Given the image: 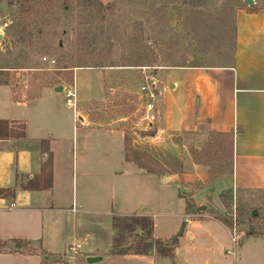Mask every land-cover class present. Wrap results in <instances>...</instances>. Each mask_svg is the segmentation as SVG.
Wrapping results in <instances>:
<instances>
[{
  "label": "crops",
  "instance_id": "0c3cea01",
  "mask_svg": "<svg viewBox=\"0 0 264 264\" xmlns=\"http://www.w3.org/2000/svg\"><path fill=\"white\" fill-rule=\"evenodd\" d=\"M87 69L101 75L95 87L96 97L84 107L76 72ZM137 70L144 81V68ZM165 70L173 72L168 84L171 93L155 72L149 73L157 79L159 89L155 104L159 119L153 126L147 124L145 116L140 118L139 110L124 116L107 111L115 79L99 68H75L71 84L43 87L33 98L19 82L0 83V121L26 124L25 137L0 139V190L17 189L13 201L0 197V264H50V260L66 255L58 250L60 246L67 247V251L80 246L78 264H88V257H102L94 264H253L247 252L250 247L264 249V238L242 239L240 251L233 255L228 251L232 241L229 226L211 215L226 207L221 195L225 182L230 183L229 190L235 198L264 191L263 14L239 12L237 52L231 65L169 66L161 71ZM58 87L64 88L63 93L56 92ZM69 87L76 89L78 121L74 111H66L70 110L66 106ZM85 88L90 92L91 86ZM140 93L141 89L133 93L134 101L140 100ZM168 94L170 100H160ZM134 116L138 120L132 122L130 135L126 124ZM217 134L232 135L233 160L227 178L209 181V168L196 163L193 157H187L185 162L180 157L189 137L208 140ZM126 138L133 146L145 144L157 150L169 145L184 170L170 176L145 173L126 161ZM44 141L53 158V186L50 190H21L23 178L34 179L42 172L47 160ZM121 152L124 173L115 170L114 155ZM115 175L122 176L129 190L118 209L113 205L118 191ZM170 180L175 184L174 192H164L162 196L161 184ZM181 191L188 195L191 192L193 205L200 212L210 209L207 202H211L209 216L191 220ZM11 203L15 207L9 209ZM172 203L180 209L178 216H173L178 222L162 237L153 209H166ZM116 216L152 218L154 239L162 241L176 235L181 223L187 221L185 233L177 241L176 258L161 261L155 254L114 255L116 232L112 222ZM82 247L85 252H81Z\"/></svg>",
  "mask_w": 264,
  "mask_h": 264
},
{
  "label": "rangeland",
  "instance_id": "374dc122",
  "mask_svg": "<svg viewBox=\"0 0 264 264\" xmlns=\"http://www.w3.org/2000/svg\"><path fill=\"white\" fill-rule=\"evenodd\" d=\"M11 1L5 0V13L1 9L0 0V83L19 82L27 95L33 98L39 95L43 87H54L58 83L66 86L65 70L62 69L71 71L94 66L115 79L112 102L106 107L107 111L115 113V116H124L139 110L140 118L145 116L144 106L137 98L134 101L133 96L144 83L140 79L141 71L138 68L146 69L147 74L155 72L157 78L164 82L163 87L171 93L168 84L173 72L161 70L169 66L231 65L237 52L239 12H261L264 16V0H253L255 7H250L245 0H38L44 5L28 13L27 19L16 20L19 6L17 5V9L11 7ZM36 14H41V17L34 18ZM19 23L27 26V29L18 32ZM22 32L26 34L23 38ZM28 33H32V37ZM18 39L27 41L23 43ZM44 59L48 61L45 62ZM21 66L25 69H19ZM100 75L99 71L90 69L76 72L77 90L84 107L96 97L95 87ZM85 86H91V93ZM164 99L170 100L171 96L160 97V100ZM66 111L72 114L73 110ZM137 120V116L131 117L126 124L129 125L127 132L130 135L132 122ZM202 139L197 136L189 137L187 149L180 158L185 162L187 157H202L201 164L210 169L209 181L227 178L231 164L225 159V154L213 158V152L208 151L211 140ZM131 149L150 155L158 163L157 167L168 172L166 175L182 172L185 168L169 145L166 149L157 150L149 145L133 146L131 143ZM121 154L122 152L114 155L115 170L124 173L126 166L121 164ZM113 179L118 186L113 197V205L117 208L129 190L124 185L122 176L115 175ZM161 188L164 190L162 196L164 192L171 194L175 184L170 180V183L161 184ZM229 188L230 183L225 182L221 193L226 203L225 209L218 213L214 210L211 216L229 226L232 241H229L228 251L235 255L241 249L242 239L264 238V191L245 196L240 194L235 198ZM181 194L186 198V207L187 203L192 205L189 216L191 220L209 216L211 202H207L210 209L200 212L202 210L199 211L193 205L191 192L188 195L181 191ZM164 200L163 198L162 201ZM12 204L8 206L9 209ZM110 207L112 206H109V212ZM179 211V207L173 203L166 209H153L156 214L154 220L162 237L168 234L167 230L175 228L178 219L173 216H178ZM254 211L257 216L253 215ZM182 224L183 222L181 226ZM233 239H236L235 243ZM138 242L139 238L134 234L123 247L130 248ZM223 243L224 241L221 245ZM169 246L173 251L169 257L160 254L156 248L150 254H155L161 261H173L178 242ZM67 249L65 246L58 247L63 253L67 252L66 255L48 263L78 264L80 253L72 256L70 249ZM81 252H85L83 247ZM134 252L135 249L130 251L132 254ZM248 253L251 263L264 264V249L250 247Z\"/></svg>",
  "mask_w": 264,
  "mask_h": 264
},
{
  "label": "trees",
  "instance_id": "16d2710c",
  "mask_svg": "<svg viewBox=\"0 0 264 264\" xmlns=\"http://www.w3.org/2000/svg\"><path fill=\"white\" fill-rule=\"evenodd\" d=\"M11 7H15L17 15H15L16 20L27 19L28 13L35 11L37 7L43 6L44 4L38 0H12L10 2ZM14 10V9H13ZM13 12V11H12ZM16 12V11H15ZM38 13V12H37ZM41 14L34 16V18L39 19ZM18 32L20 30H26L27 26L17 25ZM35 30V28H33ZM23 38L26 36L23 32L21 33ZM32 33H28V36L32 37ZM19 42L25 43L26 39H18ZM24 66V65H23ZM84 68V67H81ZM86 68H97L94 66H86ZM19 69H25L24 67H19ZM65 70L64 75L66 76V81L71 84L73 78V70ZM69 73V74H67ZM26 135V124L24 122H8L0 121V139L8 138H23ZM210 142L208 144L209 153L213 152V158H217L221 154H225V159L231 162L233 160V138L231 134H217L210 137ZM43 151L47 155V160L42 165V172L39 176L34 179L21 180L19 188L24 191H39V190H50L53 186V158L52 154L49 152L48 142H42ZM125 158L129 163H134L137 167L147 174H160L166 175L168 172L157 167L158 163L148 154L133 151L131 149V140L126 138L125 142ZM203 158L195 155V162L201 164ZM182 168V167H181ZM180 171H176L174 174H178ZM170 174V173H169ZM17 189H4L0 190V197L7 198L13 201L16 197ZM192 205L187 203L186 211L190 214V208ZM113 228L116 235L113 239L112 252L114 255L126 256V255H142L149 256L154 248L158 249L160 254L165 257H169L173 252L171 247L167 244V241L155 240L154 239V221L150 217L144 216H132V217H114L113 218ZM137 235L139 242L130 248H124L129 237ZM120 248V249H119ZM135 249L136 252L130 253L131 250Z\"/></svg>",
  "mask_w": 264,
  "mask_h": 264
},
{
  "label": "built area",
  "instance_id": "2783aa9c",
  "mask_svg": "<svg viewBox=\"0 0 264 264\" xmlns=\"http://www.w3.org/2000/svg\"><path fill=\"white\" fill-rule=\"evenodd\" d=\"M45 62L48 59H44ZM52 63V62H51ZM145 75L147 74L146 69L143 70ZM159 96L158 82L157 79L151 76L149 73L145 76L144 84L141 87L140 102L144 106L145 120L147 124L153 126L158 122V112L156 109V101ZM66 106L72 109L75 114V120L78 121L77 111H78V98L75 87H69L66 91ZM15 204L10 206V209L14 208ZM236 239H233V243ZM80 246H74L70 248L71 255L76 256L80 253Z\"/></svg>",
  "mask_w": 264,
  "mask_h": 264
},
{
  "label": "water",
  "instance_id": "95a60500",
  "mask_svg": "<svg viewBox=\"0 0 264 264\" xmlns=\"http://www.w3.org/2000/svg\"><path fill=\"white\" fill-rule=\"evenodd\" d=\"M245 3L248 4L250 7H255V2L253 0H245ZM1 9L6 13L7 12V8H6V2L5 0H2V3H1ZM1 37V35H0ZM64 91V88L63 87H58L56 88V92L58 93H63ZM205 209V208H203ZM253 215L254 216H257V213L256 211L253 212ZM187 221H184L181 228L179 229L178 233L176 235H174V237L172 239H170L167 244H175L181 237H183L184 233H185V229L187 227ZM18 247H20V245H18ZM103 259L102 257H88L86 259V262L88 264H94V263H97V262H101Z\"/></svg>",
  "mask_w": 264,
  "mask_h": 264
}]
</instances>
